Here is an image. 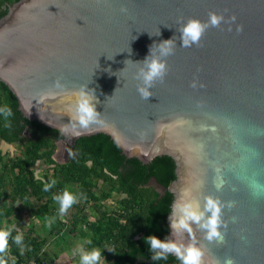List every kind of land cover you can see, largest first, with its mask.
Here are the masks:
<instances>
[{
    "label": "water",
    "instance_id": "95a60500",
    "mask_svg": "<svg viewBox=\"0 0 264 264\" xmlns=\"http://www.w3.org/2000/svg\"><path fill=\"white\" fill-rule=\"evenodd\" d=\"M210 13L223 19L184 46L180 25ZM170 39L167 71L142 98L145 58ZM0 82L62 147L102 134L127 159L171 158L166 241L195 244L203 264H264V0H18L0 18ZM81 86L99 113L87 126L72 107ZM208 196L221 204L222 239L201 226ZM185 202L204 213L190 230L172 226Z\"/></svg>",
    "mask_w": 264,
    "mask_h": 264
},
{
    "label": "trees",
    "instance_id": "16d2710c",
    "mask_svg": "<svg viewBox=\"0 0 264 264\" xmlns=\"http://www.w3.org/2000/svg\"><path fill=\"white\" fill-rule=\"evenodd\" d=\"M17 1L0 0V18L6 14L7 7ZM4 105L11 107L12 112L8 116L0 113V142L8 145L21 143L23 153L4 165L6 171H14L15 174L13 183L8 180L11 185L9 191L0 193V227L11 225L16 218L17 203L27 205L31 199L42 202L34 211V217L49 219L53 215L58 219L59 208H52L53 195L69 185L76 184L77 193L84 200L96 201L117 192L121 195L118 209L109 215L104 214L107 222L94 229L93 233L94 246L105 242L114 251L113 254L103 253L107 261L110 264H181L179 258L170 253H167L166 260H153L154 252L162 250H150V244L144 239L153 234L166 240V218L172 194L167 190L159 194L147 184L154 179L162 188H168L175 179L171 158L157 157L148 164H142L135 158H125L109 137L98 134L78 139L73 148L76 158L70 164L58 165L52 155L55 141L61 139V135L36 121H27L17 109L15 96L0 82V106ZM39 160L52 167V177L38 179L34 176L30 167ZM52 179L56 180V184L45 191L43 184ZM94 181L102 184H95ZM6 183L4 174H0V186ZM95 187L100 189L98 197L93 193ZM17 231L20 230L13 229V235ZM21 232L24 234L23 248L9 238V260L15 257V264L37 259L45 242L33 231Z\"/></svg>",
    "mask_w": 264,
    "mask_h": 264
},
{
    "label": "clouds",
    "instance_id": "9594fccd",
    "mask_svg": "<svg viewBox=\"0 0 264 264\" xmlns=\"http://www.w3.org/2000/svg\"><path fill=\"white\" fill-rule=\"evenodd\" d=\"M121 11H127L125 5H121ZM223 19L222 15H217L215 13H210V19L207 22H201L197 18H189L185 23L180 25L179 30L182 34V41L184 46H190L192 42L199 43L200 37L207 27L208 23L217 25ZM234 20L235 17L233 16ZM231 30V29H229ZM243 30V25L238 24L236 31L240 32ZM173 40L163 41L160 47L159 56L153 55L150 59L145 58L146 68L141 69V78L143 79V84L137 86V91L140 93L142 98H147L152 95L149 90V86L152 84L153 80L157 77L163 78L165 72L167 71L166 61L160 57L167 56L174 51L172 45ZM61 78L57 77L54 84L56 88L64 89V85L60 82ZM50 93H44V95H49ZM71 97L74 98V103L72 105L74 110V119L79 121L80 126H87L90 122L95 121L99 113L95 109V105L91 102L92 96L84 90L81 86L78 90H73ZM12 112L11 107L4 105L0 106V113L5 116L10 115ZM75 127V125H73ZM143 135V133H141ZM37 177L39 178V172H37ZM56 184V180L46 181L43 184L45 191H48ZM53 199L59 202V212L66 213L68 209L77 201V195L65 188L62 192L53 195ZM183 211V215L178 220L172 221V226L177 227L183 226L184 228H189L187 220L192 218L194 220H200L201 216L204 215L203 212H197L193 210L190 202H185L178 205ZM205 208L210 211V215L202 222L201 226L207 229L205 233L208 239L213 237H219L222 239L221 233L218 229V225L223 223L221 220V204L218 199H214L211 196L207 197V203ZM14 225H9L6 227H0V264H15V257L9 260V238L11 237L15 244L20 245L21 248L24 247V234L21 231H17L13 235ZM190 230V228H189ZM145 241L150 244V250L163 249L164 251H155L152 259L160 260L167 259V253L169 251H174L176 256L181 261V264H203L202 262V250L195 244L190 243L188 245L177 244L173 241L161 240L157 236L150 234L146 236ZM89 243L91 241L89 240ZM79 254V264H101L102 250L100 248L85 249L83 244H81L76 250ZM224 264H235L233 257H227Z\"/></svg>",
    "mask_w": 264,
    "mask_h": 264
},
{
    "label": "rangeland",
    "instance_id": "374dc122",
    "mask_svg": "<svg viewBox=\"0 0 264 264\" xmlns=\"http://www.w3.org/2000/svg\"><path fill=\"white\" fill-rule=\"evenodd\" d=\"M22 153L23 145L21 143L8 145L0 142V174H4V183L7 182L0 186V193L9 191L11 185L8 184V180L12 181L15 174L14 171H6L4 165L9 162V159L20 157ZM30 170L33 171L36 178H38L37 172H39L38 179H43L44 176L52 177V167L44 164V160L37 161L30 167ZM94 182L95 184H102L101 182ZM149 185L159 194L163 193V189L154 182L151 181ZM77 188L76 184L67 186V189L77 195V201L66 213H60L58 219H55L53 215L49 219L34 217V211L42 203L36 199L29 200L27 205L20 202L15 205L19 208L16 218L11 223L14 225L13 229L26 232L33 231L34 235L45 240L39 257L29 260L26 264L30 262L33 264H79V254L75 250L81 244L85 249L100 248L102 250L101 264H106L103 252L111 254L110 245L104 242L100 246H94L93 233L94 229L104 226L107 222V217L104 214L109 215L118 209V201L121 195L112 192L108 198H100L96 201L84 200L78 195ZM93 193L98 197L100 189L95 187ZM54 207L59 208L58 201L54 200L52 208Z\"/></svg>",
    "mask_w": 264,
    "mask_h": 264
},
{
    "label": "flooded vegetation",
    "instance_id": "af4514ba",
    "mask_svg": "<svg viewBox=\"0 0 264 264\" xmlns=\"http://www.w3.org/2000/svg\"><path fill=\"white\" fill-rule=\"evenodd\" d=\"M61 140H62V138L55 141V147L56 148H55V151L52 155V158L54 156L53 160L58 165H67V164H70L74 158H76V152L73 150L74 146L73 147H62V146H60L59 142ZM151 181H152V179L149 181V183ZM149 183L147 184V187L153 188L152 186L149 185ZM154 183L158 185L157 182H154ZM110 248H111V246H110ZM103 253H105V252H103ZM113 253H114V251L111 248V254H113ZM104 259H105L106 264H110L107 261V258L105 255H104Z\"/></svg>",
    "mask_w": 264,
    "mask_h": 264
},
{
    "label": "built area",
    "instance_id": "2783aa9c",
    "mask_svg": "<svg viewBox=\"0 0 264 264\" xmlns=\"http://www.w3.org/2000/svg\"><path fill=\"white\" fill-rule=\"evenodd\" d=\"M28 264H33V262H30V263H28Z\"/></svg>",
    "mask_w": 264,
    "mask_h": 264
}]
</instances>
